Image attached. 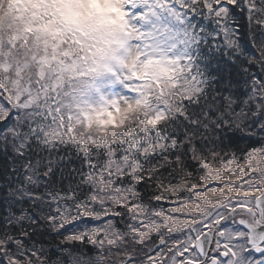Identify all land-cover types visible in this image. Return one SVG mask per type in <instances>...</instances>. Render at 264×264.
Here are the masks:
<instances>
[{
    "label": "snow or ice",
    "instance_id": "obj_1",
    "mask_svg": "<svg viewBox=\"0 0 264 264\" xmlns=\"http://www.w3.org/2000/svg\"><path fill=\"white\" fill-rule=\"evenodd\" d=\"M0 160V264H264V0H0Z\"/></svg>",
    "mask_w": 264,
    "mask_h": 264
},
{
    "label": "trees",
    "instance_id": "obj_2",
    "mask_svg": "<svg viewBox=\"0 0 264 264\" xmlns=\"http://www.w3.org/2000/svg\"><path fill=\"white\" fill-rule=\"evenodd\" d=\"M249 51H251V49H248ZM253 71H257L255 68L252 69ZM255 141L253 140H249L246 138H240V137H234L233 138V143L227 144V147L232 149L233 151H236L238 155H242L244 151H246L249 147L254 146ZM7 167V161L6 160H0V171H3L5 168ZM190 170L193 171L194 175L196 173V166L195 165H190ZM201 172L203 171V169L200 170ZM181 198L187 197L189 194L188 193H181ZM147 196V194H146ZM158 207H161L163 209H168L170 207L169 204L167 203H158L157 204ZM43 236H49L50 238L48 240H44L43 242L45 243V246H53L57 243V238L48 233L46 230L43 231L42 236L39 237V239H43ZM62 238V237H61ZM64 247H70L72 249L73 252H78L80 250V246L79 245H72V246H68L65 245ZM85 251H87L89 254H91L92 249L91 248H87L85 249ZM55 253H52L53 258L55 257ZM65 259H67L65 257Z\"/></svg>",
    "mask_w": 264,
    "mask_h": 264
},
{
    "label": "rangeland",
    "instance_id": "obj_3",
    "mask_svg": "<svg viewBox=\"0 0 264 264\" xmlns=\"http://www.w3.org/2000/svg\"><path fill=\"white\" fill-rule=\"evenodd\" d=\"M84 224H88L89 226H91L92 225V222L91 221H85ZM81 228H83V224L81 225Z\"/></svg>",
    "mask_w": 264,
    "mask_h": 264
}]
</instances>
